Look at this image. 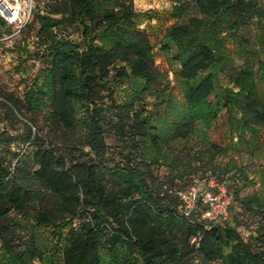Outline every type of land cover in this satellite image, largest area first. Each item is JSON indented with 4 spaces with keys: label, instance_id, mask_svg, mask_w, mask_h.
I'll use <instances>...</instances> for the list:
<instances>
[{
    "label": "trees",
    "instance_id": "trees-1",
    "mask_svg": "<svg viewBox=\"0 0 264 264\" xmlns=\"http://www.w3.org/2000/svg\"><path fill=\"white\" fill-rule=\"evenodd\" d=\"M166 1L176 23L161 49L178 65L182 106L148 33L134 23L133 0H48L45 14L35 11L41 76L23 96L0 84V264H53L57 256L62 264H264V197L240 195L255 185L251 168L203 129L223 108L241 112L243 126L264 128V91L250 62L233 77L237 92L218 83L227 37L255 18L260 48L242 38L240 55L264 52V0ZM192 6L199 15L181 22ZM69 26L80 41L59 36ZM125 81L142 89L121 103L116 88ZM146 93L166 109L167 136ZM211 179L234 196L217 224L185 216L180 197L195 185L208 189ZM239 216L251 219L248 240Z\"/></svg>",
    "mask_w": 264,
    "mask_h": 264
},
{
    "label": "rangeland",
    "instance_id": "rangeland-1",
    "mask_svg": "<svg viewBox=\"0 0 264 264\" xmlns=\"http://www.w3.org/2000/svg\"><path fill=\"white\" fill-rule=\"evenodd\" d=\"M262 1V0H259ZM36 14H45L48 0H37ZM112 5V4H111ZM133 8L136 12L134 23L141 29L145 30L153 45V57L155 64L163 76V80L169 84L170 92L175 101L182 106L184 97L179 80L176 77L178 65L171 61V53H165L161 47L165 41L167 29L176 23L171 17L172 3L166 0H133ZM199 15L197 9L192 6L181 22H186L188 18ZM258 19L255 18L249 26L241 27L234 37H227L225 42V54L227 55V63H225L218 71L219 88L222 90L230 89L235 92L238 89L233 84L235 73L245 66L246 62H250L255 72V80L264 91V80L262 79L263 71L259 68L258 61H264V52L259 55L246 59L240 55V50L244 48L245 42L242 38H247L248 45L251 44L260 48L257 38L261 34V29L257 25ZM59 36L80 41V33L77 27H62L57 30ZM12 30L2 24L0 37L11 34ZM228 31L225 30V33ZM226 36V34H224ZM101 40H97V44H102ZM244 45V46H243ZM43 50L40 46L38 36V22L36 16L32 24L20 36L11 41L0 43V84L9 93L16 96H23L26 86L32 85L36 78L41 76V71L45 67L43 59ZM142 89L138 82L125 81L116 88V98L118 102H125L131 98L136 90ZM157 100L150 93L145 94V107L154 114V122L161 128L162 132L167 136L169 133V123L164 120L166 109L156 107ZM172 116H176V111L171 112ZM242 113L234 110L231 113L228 109L223 108L217 118L204 128L207 138L222 145H232L237 150L233 154L237 158L238 164L248 166L250 169L249 178L255 181V185L248 186L241 191L240 195L245 196L251 193H258L264 197V128L247 124L243 126L241 123ZM108 144H113L112 139L107 140ZM120 150L111 152L109 158L111 164L120 161L117 156ZM202 180L196 181L200 182ZM202 183V182H201ZM233 183H228L232 190ZM204 187V185H203ZM207 190V188L203 189ZM232 192V191H231ZM229 189L224 185L217 187L212 201L213 215L216 217L228 216L225 210L229 208L230 200L234 198ZM214 194V191H212ZM234 203V201H233ZM232 205H235L233 204ZM207 206H202L201 210H205ZM231 208V207H230ZM201 210L198 213H201ZM231 210V209H230ZM239 209L234 207L229 212L228 222L235 224L234 218L238 216ZM200 215V214H199ZM198 215V216H199ZM243 220L244 225L238 228L241 236L248 240L252 233L253 225L251 219L239 216ZM221 221V219H219ZM199 260L198 262H200ZM37 264H51L49 262H36ZM53 264H62L61 256L54 258ZM218 264V263H212Z\"/></svg>",
    "mask_w": 264,
    "mask_h": 264
},
{
    "label": "built area",
    "instance_id": "built-area-1",
    "mask_svg": "<svg viewBox=\"0 0 264 264\" xmlns=\"http://www.w3.org/2000/svg\"><path fill=\"white\" fill-rule=\"evenodd\" d=\"M36 11V0H0V32L2 24L12 30L11 34L0 37V43L11 41L20 36L32 24ZM217 187H220L214 179L209 181L207 190H202L199 185L193 186L188 192L180 193V197L184 204L185 216H192L195 212L207 206L205 210H201L200 217L212 223H219L227 218V216L216 217L212 211V201L207 197L214 198ZM214 191V194L212 193ZM201 202V203H200ZM200 203V205H199ZM231 203V200L230 202ZM228 213V209L225 210ZM221 219V221H219Z\"/></svg>",
    "mask_w": 264,
    "mask_h": 264
}]
</instances>
